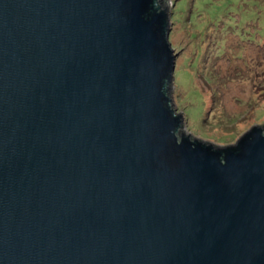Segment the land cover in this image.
<instances>
[{
	"label": "water",
	"instance_id": "1",
	"mask_svg": "<svg viewBox=\"0 0 264 264\" xmlns=\"http://www.w3.org/2000/svg\"><path fill=\"white\" fill-rule=\"evenodd\" d=\"M157 0H0V264H264V126L178 135Z\"/></svg>",
	"mask_w": 264,
	"mask_h": 264
},
{
	"label": "rangeland",
	"instance_id": "2",
	"mask_svg": "<svg viewBox=\"0 0 264 264\" xmlns=\"http://www.w3.org/2000/svg\"><path fill=\"white\" fill-rule=\"evenodd\" d=\"M170 17L167 95L181 129L213 146L264 126V0H157Z\"/></svg>",
	"mask_w": 264,
	"mask_h": 264
}]
</instances>
